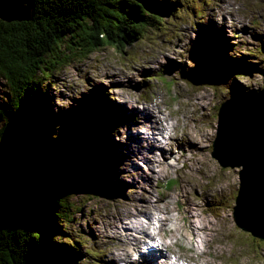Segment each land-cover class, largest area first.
<instances>
[{
  "label": "rangeland",
  "instance_id": "374dc122",
  "mask_svg": "<svg viewBox=\"0 0 264 264\" xmlns=\"http://www.w3.org/2000/svg\"><path fill=\"white\" fill-rule=\"evenodd\" d=\"M195 4L198 5L200 14H197L196 8L193 9ZM188 8L190 13L183 10L176 17L163 12L168 24L159 31H151L143 40L127 45L124 51L105 47L86 59L74 56L67 64L57 68L50 79L48 109L51 113L54 112L55 118L69 110L80 111L82 107L91 104L94 98L96 101L106 99V104L117 113L115 122L109 126L104 125L105 121H98L102 125L93 135V143L99 141L104 144L105 149L101 151L107 154L111 162L110 172L114 176L117 193L110 198L97 197L89 200L90 196L87 195L77 198L82 206L77 223L65 229L62 227L68 231L67 235H61L64 250L71 248L65 237L72 236L75 240L84 238L80 252L76 255L78 264H130L129 260L124 262V258L116 259L111 254L115 239H119V226L116 221L111 222L110 218L120 221V217L131 212V209L141 210L142 204L151 198H143L141 203L134 202L131 198L146 192L153 196L152 199L164 193L167 195L165 203L171 206L176 202L168 196V193L179 188V178L174 169L170 168L168 176L156 178L153 172L151 176L155 179L151 186L145 183L150 182L151 178L139 173L148 175L153 169L160 171L162 166L151 154L140 156L144 162L129 150L127 143L134 142L132 134L137 131L139 133L140 129H148V125L135 131L132 126L130 129L133 132L127 129L129 124L125 126L124 121L132 114L130 105L136 103L140 107L153 106L156 104L153 102L164 101L170 109L176 110L186 100H195L196 97H202L205 105L204 108L200 104L196 105L198 126L195 128L199 129L196 132L203 138V146L197 149V155L192 160L198 170L190 171L191 176L200 179L202 185L212 186V196L202 202L207 204L208 199L212 198L211 206L219 215L211 216L214 222H210V228H214V233L209 237L212 246L205 247H209L210 253L194 261L182 260V263L264 264V240L241 229L234 217L241 168L223 167L212 156L220 104L238 91L249 94L251 90L263 87L264 0H193L189 2ZM208 30H212L210 36H207ZM212 56H216L218 60L214 66ZM205 78L209 80L207 84L201 81ZM42 86L43 89L47 88L45 84ZM7 91L5 80L0 77V105L6 100ZM163 108L168 113L166 107ZM124 110L127 112H123ZM188 111L194 114L195 108L191 107ZM179 117L182 118L183 115L179 114ZM2 125L3 122H0V129ZM178 135L182 137L181 130ZM140 139L144 140V136H140ZM183 139L186 136L179 139L178 144L184 145V161L179 160L177 165L181 166L183 163L186 169L191 164L195 149L188 143L185 145ZM168 141L170 143L169 139ZM168 146L170 151L174 148ZM3 151L4 141L0 133V155ZM174 151L179 154L178 150ZM147 152L150 153L151 149ZM153 164L160 167L148 168ZM168 180L176 181L170 189L165 187ZM201 191L202 187L196 189L195 194ZM182 200L180 198L178 202L181 204ZM218 203H221L220 207H216ZM123 207L128 208L122 209ZM151 229L156 236L162 233L156 225ZM125 242L120 241L114 251L123 253ZM183 244L186 247L192 246L187 241H183ZM134 246L130 243L127 248L132 250L131 255L137 257L136 253L140 251L134 249ZM170 251L171 255L177 256L185 250L171 242ZM198 252L196 248L191 249L187 255L197 257ZM165 253L166 256H159L158 263L170 258L169 252ZM145 259L142 256L137 260L132 258L131 261L133 264H144ZM149 261L151 262L148 260L146 264H153Z\"/></svg>",
  "mask_w": 264,
  "mask_h": 264
},
{
  "label": "trees",
  "instance_id": "16d2710c",
  "mask_svg": "<svg viewBox=\"0 0 264 264\" xmlns=\"http://www.w3.org/2000/svg\"><path fill=\"white\" fill-rule=\"evenodd\" d=\"M33 1L30 20H0V77L8 88L0 105V264H78L84 238L65 237L71 248L64 250L61 235L82 213L77 198L117 193L104 144L93 143L98 121L112 123L116 113L94 98L55 118L50 79L74 56L124 51L165 27L163 12L190 13L193 0Z\"/></svg>",
  "mask_w": 264,
  "mask_h": 264
},
{
  "label": "bare ground",
  "instance_id": "6f19581e",
  "mask_svg": "<svg viewBox=\"0 0 264 264\" xmlns=\"http://www.w3.org/2000/svg\"><path fill=\"white\" fill-rule=\"evenodd\" d=\"M210 33H212V30H208L207 36H210ZM200 95H203V93ZM202 101V97H196L195 100L194 98L188 99L183 103V106L181 108L176 110L170 109L168 104L164 101L153 102L156 103L153 106L144 105L143 107H140L136 103L130 105V112L132 114L130 118H127L124 121V125L127 126L129 124V126L127 127V129L129 130H131L130 127L133 126V131L137 130L138 128L144 125H148V129H140L139 133L141 132V134H139L138 131L137 133L132 134L131 139H133L134 142L127 143L129 145V150H131V152L134 153L135 156H138V159H142L140 158V156L151 154L154 156L155 161H157L162 166L160 167L157 164H153L151 167L148 168L158 166L160 167V171H154L153 169L152 173H149L148 175L144 172L139 173L151 178L150 182H145L146 184L151 186L153 180L156 177H161L165 175L168 176L170 173V168H172L174 169V172L178 175L179 188L173 193H168V196L170 198H174V200L176 201L175 204L172 206L168 203H165L164 200L167 195H165L164 193L158 195L156 199H152L153 196L146 192V194H138V196L131 198V200H134V202L138 203H141L143 198H151L147 199L146 202L142 204L141 210H139V208L131 209V212L129 211L128 214L126 213L121 216L120 221H123V223H121L117 219L110 218L111 222L116 221L117 226H119V239H115L116 242L113 246V251L111 252V254L113 253V256L116 259L124 258L122 259L124 260V262L129 260V263L133 264V261H131L133 257V255H131L132 250L128 249L127 247L130 246V243H132L135 245L134 249L143 250V248L140 247H142V244L147 245L146 236H150V238L152 239V237L156 235L155 232L151 231V228H153L156 224L160 227L159 232H162L159 233V235L160 237L162 236L161 238L164 242L165 247H168L170 249L171 242H173L179 248L185 250L183 251V253H179V261H194L200 256L210 253L209 247L212 246V242H210L209 237L210 234L214 233V228H210L211 223L214 224V222L211 220V216L212 214L217 216L219 215V213L216 212L215 208H212L211 206L212 198L208 199L207 204L202 202L209 196H212V186L210 184L202 185L199 181L200 179L197 180L191 176L192 171H190L192 169L198 170L195 166V163H192V160L194 156L197 155V149L203 146V138L196 132H199V129L195 128L198 126V115L196 114L198 108L196 105L200 104V106L204 108L205 105ZM163 107H166L168 113H166V110ZM191 107L195 108L194 114L188 111ZM123 112L127 111L124 110ZM179 114H182L183 117L180 118ZM130 121L131 123H129ZM110 123L111 122H108L107 124L105 122L104 125L109 126ZM180 130L182 131V137H179L178 135V132ZM140 136H144V140L140 139ZM185 136L186 139H183L182 142L185 143V145L188 143L190 146H192L193 149L196 150L195 151L191 149L193 150L191 164H189L186 169H184L183 163L181 166L177 165L179 160L184 161V156L182 155L184 145H179L178 142L179 139H182ZM168 139L170 140V143ZM154 140L156 141L155 143L153 142ZM168 145H171L172 147L174 146V148L170 151L168 149ZM150 149L151 152L148 153L147 151ZM174 150H178L179 154H177ZM134 159L135 161L137 160V158ZM176 165L178 167H175ZM153 172H155V178H152L151 176ZM195 183H198V185H194ZM200 187H202V191L200 193L195 194V190ZM237 196L238 192L235 197L236 199ZM180 198L183 199L181 204L178 202ZM236 199L235 206L237 204ZM222 201H224V199H222ZM220 204L221 203H218L216 207H220ZM123 206H125V204ZM127 208L128 207H123L122 209ZM159 213L161 215H158ZM112 228L113 230H115L113 223ZM173 238L175 240H172ZM119 240L126 241L125 246H123V253L114 251L115 246L120 242ZM183 241H187L192 246L186 247L183 244ZM206 246L209 247L206 249ZM193 247L199 250V255L197 257L194 255H187L188 251L190 252ZM160 255H164V253L159 252L155 249L150 250L149 255L145 257L146 259L144 264H146L148 260H151V262L149 261V263L153 264H170L168 262L158 263V260H160ZM114 257L112 258L117 261ZM172 264H175V262H173Z\"/></svg>",
  "mask_w": 264,
  "mask_h": 264
},
{
  "label": "water",
  "instance_id": "95a60500",
  "mask_svg": "<svg viewBox=\"0 0 264 264\" xmlns=\"http://www.w3.org/2000/svg\"><path fill=\"white\" fill-rule=\"evenodd\" d=\"M33 9V0H0V20L28 21ZM212 156L223 167L241 168L234 217L241 229L264 239V73L262 88L238 91L220 104Z\"/></svg>",
  "mask_w": 264,
  "mask_h": 264
}]
</instances>
